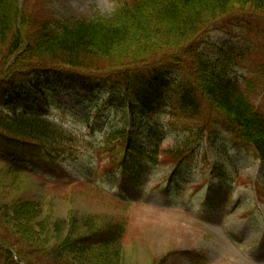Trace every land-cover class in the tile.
<instances>
[{"label": "rangeland", "instance_id": "374dc122", "mask_svg": "<svg viewBox=\"0 0 264 264\" xmlns=\"http://www.w3.org/2000/svg\"><path fill=\"white\" fill-rule=\"evenodd\" d=\"M135 1L19 0L26 18L58 28L80 19L112 20ZM235 10L200 36L199 51L252 92L255 107L264 114V12ZM161 71L173 85L185 78L175 66ZM73 76L33 72L7 84L0 82L1 111L45 116L74 140L61 152L44 153L33 146L34 151L23 149L22 154L17 145L24 142L0 139V149L3 145L5 153L15 151L16 158L25 159L18 162L28 171H14L0 160V227L7 230H2V237L15 232L5 222V213L18 204L31 205L37 208L33 211L39 215L37 223L58 221L64 229L60 236L33 232L41 241L33 239L39 244L33 243L35 254L41 257L42 247L70 229L75 235L90 225L121 232L115 241L119 249L113 251L115 264H264V207L249 212L257 204L255 192L264 200V160L251 146L236 139L223 119L210 113L201 118L208 121L204 134L194 137L189 131L197 129L177 116L173 95L165 97L171 108L128 121L110 101L119 93L116 81ZM117 129L130 132L133 145L156 163L131 155L125 172L109 170L107 149L118 143L110 132ZM187 140L191 157L174 169L170 151ZM213 167L234 184L213 177ZM24 231L32 239L31 229ZM9 264L25 263L14 254ZM36 264L50 263L40 258Z\"/></svg>", "mask_w": 264, "mask_h": 264}, {"label": "trees", "instance_id": "16d2710c", "mask_svg": "<svg viewBox=\"0 0 264 264\" xmlns=\"http://www.w3.org/2000/svg\"><path fill=\"white\" fill-rule=\"evenodd\" d=\"M131 5L112 20L80 19L58 28L48 21L26 18L19 0H0V82L7 84L33 72H66L74 78L83 74L116 81L120 89L113 95L112 104L123 110L128 121L176 105L177 116L185 123L193 122L197 132H189L198 138L208 122L201 118L210 113L222 118L231 133L251 144L264 160V114L255 107L252 92L242 89L198 47L200 36L235 8L263 13L264 0H136ZM169 65L184 75L179 84L173 85L162 75L161 70ZM169 95L174 97L173 105L165 100ZM128 135L122 129L111 133V139H118L116 145L108 146L113 157L117 148L125 146L146 154ZM2 138L56 151L74 141L70 133L45 118L0 110ZM189 141L170 151L173 163L189 153ZM8 166L26 173L15 164ZM34 210L35 206L18 204L5 213V222L15 232L2 237L4 229L0 227L2 264H9L14 254L25 264H36L40 258L50 264H115L113 251L119 249L115 241L120 240L121 232L111 227L87 225L86 232L75 235L72 229L67 230L59 240L39 249L42 257L36 255L34 244H39L34 240L41 241L34 237V231L60 236L64 229L58 221L40 225ZM29 229L32 239L25 235L24 230Z\"/></svg>", "mask_w": 264, "mask_h": 264}]
</instances>
